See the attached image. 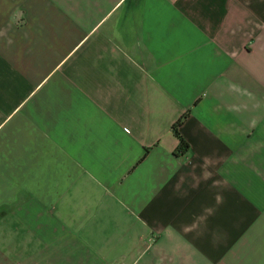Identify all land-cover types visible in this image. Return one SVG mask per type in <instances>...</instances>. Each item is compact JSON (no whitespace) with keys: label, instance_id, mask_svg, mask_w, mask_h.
I'll use <instances>...</instances> for the list:
<instances>
[{"label":"crops","instance_id":"0c3cea01","mask_svg":"<svg viewBox=\"0 0 264 264\" xmlns=\"http://www.w3.org/2000/svg\"><path fill=\"white\" fill-rule=\"evenodd\" d=\"M0 264H264V0H0Z\"/></svg>","mask_w":264,"mask_h":264},{"label":"trees","instance_id":"16d2710c","mask_svg":"<svg viewBox=\"0 0 264 264\" xmlns=\"http://www.w3.org/2000/svg\"><path fill=\"white\" fill-rule=\"evenodd\" d=\"M186 118V114L182 115L180 118H178L173 124H172V132L174 135L178 138V145L176 148V152L178 153H185L188 150V143L187 141L183 138L179 131L180 125L183 123V121Z\"/></svg>","mask_w":264,"mask_h":264}]
</instances>
